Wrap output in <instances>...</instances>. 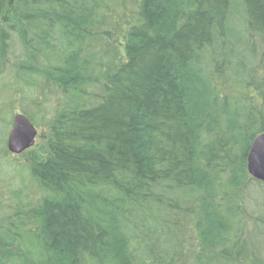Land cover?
I'll return each mask as SVG.
<instances>
[{
  "label": "trees",
  "instance_id": "16d2710c",
  "mask_svg": "<svg viewBox=\"0 0 264 264\" xmlns=\"http://www.w3.org/2000/svg\"><path fill=\"white\" fill-rule=\"evenodd\" d=\"M262 133L264 0H0V264H264Z\"/></svg>",
  "mask_w": 264,
  "mask_h": 264
},
{
  "label": "water",
  "instance_id": "95a60500",
  "mask_svg": "<svg viewBox=\"0 0 264 264\" xmlns=\"http://www.w3.org/2000/svg\"><path fill=\"white\" fill-rule=\"evenodd\" d=\"M37 136L38 129L32 121L22 113L15 114L6 141L8 152L13 156L23 155L34 147ZM247 169L253 179L264 183V133L252 143Z\"/></svg>",
  "mask_w": 264,
  "mask_h": 264
},
{
  "label": "rangeland",
  "instance_id": "374dc122",
  "mask_svg": "<svg viewBox=\"0 0 264 264\" xmlns=\"http://www.w3.org/2000/svg\"><path fill=\"white\" fill-rule=\"evenodd\" d=\"M17 113H20L19 110H17L16 114ZM45 131L44 130H41V129H38V136L36 138V143L34 145L33 148H31L29 151L25 152L23 155L21 156H12L11 157V160L14 161V160H19L20 164H24L26 162L25 160V156L30 153L31 151H35V150H39L41 148L44 147L45 145Z\"/></svg>",
  "mask_w": 264,
  "mask_h": 264
}]
</instances>
